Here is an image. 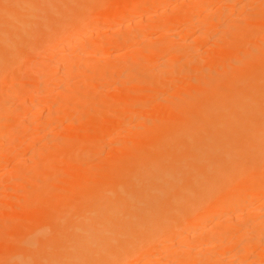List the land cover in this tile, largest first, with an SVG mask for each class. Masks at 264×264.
<instances>
[{
    "label": "bare ground",
    "instance_id": "bare-ground-1",
    "mask_svg": "<svg viewBox=\"0 0 264 264\" xmlns=\"http://www.w3.org/2000/svg\"><path fill=\"white\" fill-rule=\"evenodd\" d=\"M112 1H113L112 7L111 6L108 7L109 6L108 2H110V0H22V2H19V1L15 2L16 7L13 6L14 4L9 2L8 0H7V4L3 1L5 5L9 6L8 8L13 7L15 9L13 11L10 10L8 12L3 10L2 14H0V80L4 79L5 84L12 81L10 78L15 77L16 73H18L17 70L21 68L20 67L21 65L19 64L20 63L23 64L25 61H28V60L31 61L30 59L33 58L34 56L36 58V55L38 54V52L40 51L42 47L48 48V47H45V45L48 42L53 41L52 42V46H53V44L57 43L58 41L62 42L63 40L66 41L72 37L73 38L76 37L75 35H79L81 32L86 30L89 26L90 28L93 27L92 25L95 24L94 22L96 21L100 20L101 22V20L105 18L106 19L111 18L112 20L114 19L116 21L117 20L119 21L125 16H127V14H129L131 11H134V10L139 11L145 8H151L152 6H154L155 3H158L157 1H160V0H112ZM8 2L11 3L12 5L8 4ZM208 2L209 0H202L199 4V7L197 6L198 7L197 9L196 7H194L193 11H189L188 12L189 14L186 13V16L187 14L188 16H193L194 14L199 13L203 9V7L208 5ZM2 4L3 3L0 2V5ZM40 4L44 5V8L42 9V11L41 10L39 11L38 9V7H40L39 6ZM237 5L239 6L240 4H237ZM228 6L226 5V7ZM232 8L234 7L232 6ZM230 10H233V9H230ZM257 12L258 11L253 12V13H257ZM221 15L223 16L222 13L220 14V17ZM255 16H257V19H260L258 18L259 15H253L252 17H255ZM211 22L213 23V21ZM110 23H113V22H110ZM190 23L192 22L190 21ZM249 24L250 26L252 25L251 22ZM188 26H191V25H188ZM260 26L262 27L259 28L260 29L259 31L261 32L262 30V32L261 33L259 32V35H260L259 39H256L257 41L256 40L246 41V42H249V45H246L249 48L245 47L244 50L239 49L240 45L244 43L246 44L244 40H241L243 39V37H239V38H235L236 40H234L233 42L234 44L232 46L234 48L231 46L232 48L230 50L229 48L227 49V47H225V49L227 50L224 49L225 50L224 52L226 53H223V54H229L228 52H231V53L234 52L238 55L237 59H239V61H237V65H240L241 67L239 66L238 68H234L233 66L234 64H233L232 66L231 65L227 66L228 67L226 68L227 70L223 71L222 66L218 65L220 70L217 69V72H220V71L221 72L220 73L216 72L217 74L215 75V72L211 70V72H213L212 75L214 74L213 76L215 78L213 77L214 79H211L210 83L207 86H203L204 88H202L201 91L204 93L201 92V94L200 93L197 94L192 89L196 95L188 94L189 96L187 95L188 97H186L187 100L185 99L186 102L184 101L183 97L182 99L178 95L179 98L182 99L180 101H182L181 102L182 104L184 103L183 105L179 102V99L177 97H176L177 100L172 98L175 102V106H180L182 108H184L183 106H185L186 109H183V110L181 109L182 111L180 112V109L176 107L178 109L176 111L175 107L171 108L174 105L170 103L169 104L171 105V107L169 106L170 109H175L174 111L175 113L170 112L171 117H169L168 114H166L167 109L168 111L170 110L169 108H167V109L161 110V111H164L165 113V114L163 113V116H165L164 118L168 116L167 119H164L162 117L163 118L162 120L161 118L162 115L157 116L161 118V121L159 120V118H157L155 122L154 120L156 118L154 120L152 119L154 122L153 125L156 123L157 124L159 123L160 125L158 124V126H156L158 128L154 126V128H156V131L152 128L153 130L151 131V133L154 134L156 132L157 134V132H159L160 134L154 137L155 134L152 136L151 133L150 134L148 133L149 135L148 137L150 138L146 136L144 141L138 140V141H142L143 144L141 142L139 143L136 141L137 143L141 145L139 146L138 150L135 149L136 148L135 146H133L134 151L132 152L134 155L137 151L139 153L140 148L143 147L142 151L140 150L141 156L139 157V159L136 158V160H133L130 163L126 161V163L124 162L125 163L124 165L121 164L122 161L119 162L117 160L120 163V167H117L114 164L116 166L115 168L117 169L114 168L116 171L115 172L113 171L112 174L110 173V175L108 176H106L105 174L107 178L104 177V172L107 170L106 168H105L106 169L105 171L101 172L103 175H101L100 172H97V173H100V175L98 176V174L94 172L97 175L96 179H93L94 176L92 175L93 173L92 171H90L92 173H89L88 171V175H85V176L83 175L82 177L80 176L78 180L77 178H73V179H76V181L79 182L80 184L81 178L84 179L86 176L88 177L91 174L90 178L92 180L89 179L91 181V182L89 181L90 183H87L84 180H82L84 184L85 183L88 184L85 186L83 185L79 186L77 185L78 184L77 182H76L77 184H75L74 183L75 180H73L72 182L71 181L68 182L67 184H70V185L66 184L65 186L64 185L65 181L63 180L64 184H62L61 187L64 189L63 191L64 193L63 192H60V193H63L62 196H64L65 199H66L67 193L69 194L70 197L67 198L66 200L63 199L65 203L63 201L62 206L65 207L67 203L68 205H70L69 199H75L74 200L75 202L73 201L74 203L70 201L73 209H69V210L64 209L65 211L63 212L62 217L59 214L60 217L51 221L50 223H45V224L41 223L40 224L41 226H37L36 223L38 224L39 222L35 220L36 223L28 225V226L26 225L27 226L26 228L23 226L25 230L22 229L23 231L21 232L18 239H16L17 241L15 242V244L12 246L10 245L8 246L10 251L5 252L2 250L3 251L2 252L0 250V264H132L133 263L132 261H134L135 259H142L139 257L145 256L147 258V256L150 255L149 258L150 257L154 258L153 255H155V252L158 254V251L160 252L161 249H165V247L167 249V247H169L170 245H174V244H171L170 242L175 241L178 237H180L182 233L187 235V239L192 238L193 236L196 237L197 235H193V233L199 230V228L203 229L202 231H205L207 224L212 218L214 219V218H219V216L220 217L225 216L227 219V220L225 219V223L229 222L231 223L230 225L232 226V223L241 222L244 225V228H246V226L250 224L251 220L254 219V217L256 218L259 216L258 218H261L262 216L260 217V214L262 212H258L254 215L251 214V212L248 213L247 211H246L247 213H243L241 215L235 214L237 209L241 208V211H242V208H244L245 205H248L247 204L248 202L252 200H257V198L262 197V195L264 194V57H263L264 55L261 54L262 57L260 55L261 58L258 59L257 62L254 61V64L252 63L254 65L252 68L250 66L249 67L246 66V64L250 63L249 60L251 59V57L257 53V51L253 49L255 48L257 43L260 42L262 46L264 45V22ZM212 27L214 28L215 26L212 25ZM193 31H196V29ZM202 31H205V30H202ZM208 31H212L211 28ZM87 33H89V31H87ZM246 33L248 32L246 31ZM144 34H146V32H144ZM202 35H204V38H203L204 42H207L205 40H207L208 38L207 36H209V34L202 33ZM13 36L15 38H13V40L10 39ZM124 37L125 36H123V38ZM121 38H120V41L123 40ZM168 39H172V38H168ZM128 40L131 41L130 39ZM200 41L199 43H201ZM124 42L126 43V45L130 43L127 41H124ZM165 43H167V41H165ZM202 44L204 43H201L199 45H202ZM207 44L209 45V43ZM49 46H51V44ZM232 49H234V51H232ZM216 52H218L219 54L221 53L218 51V49H216ZM51 56L53 55L51 54ZM51 56L49 60H52L53 57ZM69 56L65 57L64 60L66 59V61L67 60L69 61L68 59L70 58ZM208 57L211 58V56H208ZM41 59H44V58H41ZM200 60L202 59L200 58ZM62 62L64 61H61V62L59 61V63L61 64H58V63L56 64L60 65L59 67H61ZM182 63L183 62H181V64ZM52 66H50L51 69H52ZM54 66H57V65H54ZM173 66H175V64ZM206 66L207 68L209 67V65H206ZM210 69L211 68L209 67V70ZM212 69L215 70L216 68H212ZM165 70L166 69H164L163 71ZM19 72L21 73L20 69H19ZM176 72L179 73L177 70ZM163 73L165 74L166 72H163ZM168 73H167V76H168ZM179 74L182 75V73H179ZM199 75H202V74L200 73ZM203 75L205 76V74ZM207 76H210V75H207ZM183 77L185 78V76ZM197 77L199 76L197 75ZM36 80L38 81V79ZM159 81L160 80L157 78H151L150 83L151 85H154V83H156L155 86L157 87V82ZM168 81L167 83L169 84L170 81L169 82ZM34 84L36 83L34 82ZM4 85L1 86V89L3 91H5L4 87L7 84L5 86ZM158 85L161 86V84L159 83ZM96 87L98 86L96 85ZM161 88L162 87H160V89ZM164 88L167 89L166 87ZM173 88H175V85L173 86ZM190 88H193V87H190ZM1 89H0V92L2 93L3 91H1ZM183 90L186 91L185 88ZM196 91H200V90H196ZM168 92L167 94H169ZM177 93H180V92L178 91ZM131 94L133 93L131 92ZM154 94H157V93H154ZM161 95H162V92H161ZM132 96H134V94ZM39 99H42V97ZM42 100H44V97ZM126 100L128 102L127 104L124 105V110H127L128 114L131 113L130 111H132V113L136 111V108L144 109L145 107L146 102L145 103H141V102H144L146 98L143 99L142 97L141 100L138 99L139 104L137 103L138 101L136 102L134 100L130 101V99L129 100L126 99ZM5 101L8 102L7 100ZM32 101L33 102L31 103L35 104L34 100ZM178 102L180 105L176 104ZM6 105L8 104L6 103ZM21 105L23 107H26L25 103ZM32 108L30 107V109ZM35 108H38V107L34 106L33 109ZM188 108L190 109L189 111H188ZM183 112L190 113L191 117L188 114H187L188 116L181 114ZM120 113L119 114L121 115V117H123L122 111H120ZM176 113L177 114L179 113L180 116H183V117L185 116V118L189 117L190 118L189 123L183 126L169 125V123L173 124L172 121L174 122V120L177 124H179L177 121H180V120L175 119L176 117H179V114L176 116ZM119 114L118 116L120 117ZM118 116L116 115L117 119H118ZM180 118L184 120L182 117ZM111 123L112 122H110V124ZM140 123H143V122H140ZM113 124L114 123H112L111 125L114 126ZM153 125L151 126L153 127ZM151 126L149 127L150 129H151ZM159 126H162V127L159 128ZM166 126H168V128ZM163 127L165 128L164 130L162 129ZM114 128H117V127H114ZM148 130L149 129L145 131H148ZM86 135L84 134V136ZM76 136H79V135L76 134ZM151 136L154 138H151ZM92 137H96V136H92ZM141 137L143 138V136ZM75 139H77V137H75ZM148 139L151 142L149 141L148 143ZM66 140H69V139H66ZM87 140H90V139L87 138ZM93 141H95V139ZM96 141H97V138H96ZM145 141L147 143H144ZM82 142L85 143L86 140ZM90 142H92V140ZM97 146H100V145H97ZM83 150L81 151L80 148L78 147L75 150L76 156L75 155L74 156L77 157L78 155L79 156L83 155L81 153L82 152L84 153L86 149L84 151ZM126 151L129 152L128 150ZM6 156H7L6 154L0 153V161H4ZM44 159L46 158L44 157L40 160L44 161ZM107 160L108 158L106 159V161ZM105 167H110V166L106 165ZM53 168L55 169V167ZM91 168L93 169V167ZM44 169L45 168H43L42 170ZM48 169H47V172H48ZM108 172H110L109 168H108L107 173ZM75 173H76V170H75ZM67 174H70V173H67ZM113 174H116V175L114 176ZM22 175H23V172H22ZM71 175L72 174H70L69 176L71 177ZM100 176H102L103 178L101 179ZM82 181H81V184H82ZM57 182L60 183V180L59 181L57 180ZM63 186L65 187L71 186V187H67L66 189ZM74 186L76 188L78 187L80 190L72 189L74 188ZM41 189L43 190L42 187ZM72 190L74 192H72ZM81 190H84V192ZM77 193H79V195L82 193L83 195L81 194L82 196L79 197ZM44 194L41 193L42 196H44ZM74 196L75 198H73ZM55 197H54V200L56 201ZM250 203L252 204V202ZM75 204H77L76 208L73 207ZM244 209H243V212H245ZM33 217L35 216H32V217L28 216L26 219L22 218L23 220H20V222L22 221L21 223H23V225L24 223L27 224V221L29 219H33ZM21 223L18 224L20 228L22 227ZM230 225L228 227H223L224 225H221L222 227L219 228L218 230V234H217L218 236L216 237L217 239L214 238L211 241L209 239V241L206 240V242H204L202 245L200 244L198 246V247L202 246V248L200 247L201 248L200 251L197 250V246L196 248L192 247L191 245L190 247L189 246L187 247L186 244L182 246L180 245L181 247L180 250H182L183 253L185 252V254L196 253L200 255L202 253H212V252L215 253L214 250L217 249L216 247L225 244L226 242H228V240L233 235L238 233L237 231L238 227L234 229L232 228L233 226L230 227ZM257 226L258 225L256 223V226L254 225L252 227L255 228ZM16 227H13V228H16ZM16 229L21 231V229L19 228H16ZM211 230L215 231V229H211ZM241 231L243 232V230ZM260 231L261 230L259 231L258 230L251 231V229L246 230L245 232H243V236L244 235L248 236V234H251L252 237H255V240H256L257 236H260L262 233L264 235V230L261 231V234L259 233ZM15 233H18V232H15ZM210 234L211 235L213 234V237H215V233H212L210 231ZM258 239H261V238H258ZM261 243H264V240H261ZM3 244L4 246H6L4 242ZM239 245H241V243ZM5 249L7 251V248ZM237 249H236V251H238L237 255L240 254L241 257L244 256L246 258L248 249L247 250L245 248L243 249L240 248L239 250ZM223 255L221 256L215 255L212 257L211 256L209 257L208 255V257L206 256L203 259L200 258V260L202 259L201 261L198 260L197 258H195L196 260L193 261L191 260L193 257L191 259L189 258L191 256L189 257L180 256L175 259L174 264H211V263H214V260L217 262L214 264H241L233 259H228L226 256H223ZM259 258L261 260H264V248L261 251ZM158 259L157 261H160Z\"/></svg>",
    "mask_w": 264,
    "mask_h": 264
},
{
    "label": "rangeland",
    "instance_id": "rangeland-1",
    "mask_svg": "<svg viewBox=\"0 0 264 264\" xmlns=\"http://www.w3.org/2000/svg\"><path fill=\"white\" fill-rule=\"evenodd\" d=\"M3 1L7 4V0L6 1L0 0V2L4 4ZM8 1L13 3L14 4L13 6L15 7H16V4H15L16 1L22 2V0L21 1L20 0H12V1L8 0ZM160 1H157L158 3H155L154 6H152L151 8H145L139 11L137 10L131 11L129 14H127V16L122 18L123 20L122 19L119 21L117 20L118 22L114 19L112 20L111 18H107V19L105 18L103 19L104 21L101 20V22L100 20L96 21L94 22L95 24L92 25L93 27L90 28L89 26L86 30L81 32L79 35H75L76 37L70 38L72 40L67 38L68 40L66 41L63 40L62 42L58 41L59 43L58 42L54 43L53 46H52L53 41L48 42L45 45V47H48V48L42 47L39 51L40 53L38 52V54L36 55V58L34 56L33 58L30 59L31 61L28 60V61H25L23 64L22 63L19 64L21 65L20 67L22 69L19 68L21 73L19 72V69L17 70L18 73H16L15 75L16 78L15 77L10 78L12 81L8 82L10 80L9 79L7 81L8 83H6L7 85L5 84L4 79L0 80V89H1V86H3L4 84L6 85V86L4 85L5 86L4 90L6 92L3 91L2 89L1 91L3 92L2 93L0 92L2 94V95L0 94V98L2 100V101L0 100L1 101L0 103V110H1L0 111V151L1 152L0 153L7 155L4 161H0V223H1L0 224V250L1 251L2 250L5 252L10 251L8 246L9 245L12 246L15 244V242L17 241L16 239H18L21 232L25 230V228L28 225L34 224L36 223V221L39 222L38 224L36 223L37 226H41L40 225L41 223L43 224L50 223L51 221L59 218L60 216L62 217V214L65 210L73 209L71 202L74 203L75 199H69L71 201V202L69 201L70 205H68L67 203L69 208L66 204H65L66 205L65 207L62 206V203L64 201L63 199H65V197L62 196V194L64 193L63 192L64 189L61 187V185L64 184L63 180L65 181V184H64L65 186L68 182L70 181L72 182L73 180H75L74 181L75 184L78 183L77 185L79 186L81 185L85 186L88 184L86 183L84 184L82 180H84L87 183H90L91 181L89 179H91L90 178L91 174L88 177L86 176L84 179L81 178L80 184L79 182L76 181V179H73V178H77L78 180L80 176L82 177L83 175L84 176L88 175V171H89V173L93 172L92 173V175L94 176L93 179H96L97 178L96 174H98L99 176L101 172L107 169L104 172V177H106L110 175V173L112 174L113 171L114 172L116 171L115 170L117 169L115 168L116 166L120 167L119 162L122 161L121 164L124 165L126 161L130 163L131 161L136 160V158L139 159V157L141 156V151L143 147L140 148L141 151L139 150V153L138 151L136 153L134 152L135 153L134 155L132 152L134 151L133 146H135L136 147L135 149L138 150L139 146L141 145L139 143L140 142L142 143V141L145 140L146 136L147 137L149 136L148 133L150 134L153 129L156 131V128H158L156 126H158L159 123L158 124L156 123L154 125L153 123L157 120V118H159L157 116L162 115L161 118L165 117L163 116L164 111H161V110H164L167 108L170 109L171 105L169 104L172 103V105L174 106H172L171 108L175 107L176 111L180 109V112H181L183 109H186V107L183 106L184 108H182L180 106H175V102L172 98H174L175 100H177L178 98L179 102L181 103L182 101L180 100L184 98V101L186 102L187 100L186 97H188L191 94L194 95L195 92L197 94L199 93L201 94L202 92L201 89L204 88L203 86H207L210 83L211 79L215 78L213 76L214 74L212 75L213 72H211V70L215 72V75L221 72V71L217 72V69H219V66H222L223 71L227 70L226 69L228 68L227 66H230V65L232 66L233 64H234L233 65L234 68H238L240 66V65H237V61H239V59H237L238 55L234 52H232L234 54H232L231 52H228L229 54H223V53H226L224 51L227 50L228 48L230 50L233 47L232 45L234 44L233 43L234 40H236L235 38L243 37V39L241 40H244L245 42L250 41V40L259 39V36H260L259 28L262 27L260 25L263 24L264 22V0H209L208 5L203 7V9L199 13L194 14L193 16H188L189 14L188 12L193 11L194 7H196L197 9L202 0H194V1L193 0H160ZM9 2L8 4L12 5ZM3 4L0 5V8L2 9V10L0 9V14H2L3 10L8 12L10 10L13 11L15 9L13 7L8 8L9 7L8 5H5V4L3 5ZM43 4L39 5L40 6L38 7L39 11L40 10L42 11V9L44 8ZM237 4H240V5L238 6ZM108 5H109L108 7L110 6L112 7L113 1L110 0V2H108ZM226 5L227 6L229 5V6L226 7ZM232 6L234 8H232ZM230 9H233V10H230ZM256 11L258 12L253 13ZM186 13H188L187 16H186ZM221 13L224 16L223 17L221 15V17L223 18L220 17ZM251 15L252 16L259 15L258 18L260 19H257V16L252 17ZM190 21L192 23H190ZM211 21H213V23ZM110 22H113V23H110ZM250 22L252 24L251 26L249 24ZM216 24L218 27L216 26ZM188 25H191V26H188ZM212 25H214L215 27L213 28ZM209 26L213 32L208 31L210 29ZM195 29L196 31H193ZM202 30H205V31H202ZM87 31H89V33H87ZM246 31L248 33H246ZM144 32H146V34H144ZM202 33L209 34V36H207L208 37L207 40H205L207 42H204V39H203L204 35H202ZM123 36H125L124 38L126 40L123 38ZM13 38L15 37L13 36L10 39L13 40ZM120 38L123 40L120 41ZM127 38L130 39L131 41H129ZM168 38H172V39H168ZM124 41L130 42V43L126 45ZM165 41H167V43H165ZM199 41L204 44L199 45L201 44L199 43ZM227 41L228 42L230 41V42L228 43ZM207 43H209V45ZM50 44L51 46H49ZM244 44L240 45L239 49L244 50L245 47L249 48L246 46V45H249V42H246L245 45ZM257 45L255 46V48H253L254 50L257 51V53L254 56H252L253 58L251 57V59L249 60L251 64L250 63H248L249 65L246 64V66L248 67L250 66L252 68L254 66L253 65L254 61L257 62L258 59H260L262 55H264L263 53L264 45L262 46L260 42L257 43ZM225 47H227V49H225ZM216 49H218V51L221 53L219 54L218 52H216ZM232 51H234V49H232ZM51 54L53 56H51ZM50 56L53 57L52 60H49ZM68 56L70 57L68 58L69 61L68 60L66 61V59L64 60V58ZM208 56H211V58H209ZM41 58H44V59H41ZM200 58L202 60H200ZM59 61L60 62L64 61L62 62L61 67H59L60 65H58V64H61L59 63ZM181 62L183 63L181 64ZM173 63L175 64V66H173L174 65ZM54 65H57L59 68ZM206 65H209L211 69L209 70V67L207 68ZM50 66H52V69L50 68ZM176 68H178L179 70ZM212 68H216V69L213 70ZM164 69L166 70L163 71ZM176 70L179 73H182V75L185 76V78L181 74L177 73ZM163 72H166V73L164 74ZM167 73H168V76H167ZM200 73L202 75H199ZM203 74H205V76ZM197 75L199 77H197ZM207 75H210V76H207ZM35 78L38 79V81ZM151 78H157L160 80L159 82H157V87L155 86L156 83H154V85H151L150 83ZM167 81L169 82V84L167 83ZM34 82L36 84H34ZM158 83L161 84V86L158 85ZM193 83L194 84L196 83V84L194 85ZM96 85L98 87H96ZM174 85H175V88H173ZM160 87L162 88L160 89ZM164 87H166L168 90L165 89ZM190 87H193V88H190ZM184 88L186 89V91L183 90ZM173 90L175 91V93ZM196 90H200V91H196ZM178 91L180 93H177ZM131 92L134 94L135 97L132 96L133 94H131ZM161 92H162V95H161ZM167 92L169 94H167ZM154 93H157V94H154ZM178 95L181 98L182 97L183 98L182 99L179 98ZM41 97L42 99L44 97V100L39 99ZM142 97L143 99L146 98L144 102H141V103L146 102L144 109L136 108V111H134L133 113L132 111H130L131 112L130 114L127 113V110H124V105L127 104L128 102L126 99L128 100L130 99V101L134 100L135 102L138 101L137 103L139 104V100H141ZM4 98L8 102H6ZM31 99L34 100V103L36 105L31 103L33 102ZM179 102L176 104L178 105ZM6 103L9 106L6 105ZM23 103H25L26 107H23L21 105ZM32 106L33 108L34 106L38 108L33 109ZM30 107L32 109H30ZM176 107H178V109ZM175 109H170L169 111L168 109L167 111L165 110L166 114H168V116L171 117L170 112H174ZM189 110L190 109L188 108V111ZM120 111H122L123 117H121ZM117 112L118 114L120 113L119 114L120 117L118 116ZM178 114L176 113V116ZM181 114H184V115L188 114L191 117L190 113L188 112H185V113L183 112ZM102 115L104 118L102 117ZM116 115L118 116V119ZM168 116L164 119H167ZM180 117H182L184 120H182ZM161 118H159L160 121H161ZM152 119L153 120L155 119L154 122ZM175 119L180 120V121L176 120L179 124H177L175 120L173 119L174 120V122L172 121L173 124L169 123V125L171 126L187 125L189 123L190 118L189 117L185 118V116L183 117V116H180L179 114V117H176ZM110 122L114 123L113 124L114 126H112L111 125L112 123L110 124ZM124 122L126 125L124 124ZM140 122H143V123H140ZM150 124L153 125V127ZM148 125L151 126V129L149 128L150 126ZM154 126L156 128H154ZM168 126L166 127L168 128ZM114 127H117V128H114ZM160 127L162 126H159V128ZM147 129L149 130L145 131ZM162 129L164 130L165 128L163 127ZM82 131L84 132L85 135L86 134L87 135L84 136ZM76 134H78L79 136H76ZM154 134H152V136L154 135V137H156V135H159L160 133L157 132L156 134L155 132ZM92 136H96V137H92ZM141 136H143L144 139ZM152 136L151 138H154ZM75 137L79 139L77 140L75 139ZM87 138H89L90 140H87ZM96 138H97V141H96ZM66 139H69V140H66ZM94 139L95 141H93ZM85 140H86L85 143L82 142ZM91 140L94 143L90 142ZM138 140H142V141H138ZM136 141L139 143H137ZM146 141L144 143H147ZM149 141L150 140L148 139V143ZM15 144L17 147L15 146ZM68 145L72 148H70ZM97 145H100V146H97ZM82 146L84 150L85 149L86 150L88 149V150L84 151ZM78 147L80 148L81 151L82 150L84 151V153L83 152L81 153L83 155H80V156L78 155L79 158L78 156L75 157L76 156L75 150ZM126 150H128L129 152H127ZM43 156L46 158L44 159V161L40 160L44 158ZM107 158L108 160L106 161ZM1 165L2 166L4 165V166L2 167ZM106 165L110 167H105ZM51 167L52 168L55 167V169L54 168L52 169ZM91 167H93V169ZM43 168L45 169L42 170ZM108 168L110 172L107 173ZM47 169H48V172H47ZM74 169L76 170V173ZM22 172H23V175H22ZM97 172H100V173H97ZM67 173L72 174L71 177L69 176L70 174H67ZM101 175L103 174L101 173ZM113 175L115 176L116 174H113ZM100 178L102 179L103 177L100 176ZM57 180L58 181L60 180V183L57 182ZM81 181H82V184H81ZM54 184L57 186H55ZM47 185L51 186L52 188ZM67 185H70V184H67ZM41 187L43 188V190L41 189ZM67 187H71V186H67ZM67 187L65 188L67 189ZM72 189L80 190L78 187L76 188L75 186ZM81 191L84 192V190H81ZM60 192H63V193H60ZM72 192L74 191L72 190ZM41 193L42 194L45 193L44 196H42ZM54 193L55 194L57 193V194L55 195ZM77 194L79 195V193ZM81 194L79 195V197L83 195ZM67 196H66V199L70 197L68 193H67ZM75 196L73 198H75ZM54 197L56 198V201L54 200ZM48 198L51 200H49ZM250 202H252V204ZM250 202L247 203L248 205H245L244 207L245 209L242 208V211H241V208H239L240 210L237 209L235 213L236 215H241L243 213L251 212V214L254 215L258 212H262L260 214V217L261 216L262 217L261 218H258L259 216L256 218L254 217L255 220L254 219L251 220L250 224H248V226L250 227L246 226L247 229L244 228V225L241 222L232 223L233 227L230 225L231 223L229 222H226L227 223L226 224L225 216L223 217L221 216L222 218L220 216L219 218H214V219L212 218L207 224L205 231H202L203 229L199 228V230L193 233V235H197L196 237L193 236L192 238L187 239V235L182 233L183 235L181 234L180 237H178L175 241L170 242L171 244H174V245H170L169 247H167V249L165 247V249H161L160 252L158 251L159 255L155 252L156 256L153 255L154 258H151V257L149 258L150 255L147 256V258L145 256L139 257L142 259H135L134 261H132L133 262L132 264H137V263L138 264H174L175 259L180 256H185V257L191 256L189 258L191 259L193 257L191 260L195 261L196 260L195 258L200 260V258L203 259L206 256L208 257V255L209 257L210 256L212 257L215 255L221 256L223 254H224L223 256H226L228 259H233L241 264H264V260H261L259 258L260 253L264 248V243H261V240H264L263 239L264 235L263 233L261 234V231L264 230V212H263L264 211V194L262 195V197L257 198V200H252ZM73 207L76 208L77 204H75ZM243 209L245 210V212H243ZM28 216H31V217L35 216V217H33V219H29L28 221L25 220L27 221V224L24 223L23 225V223H21L22 221L20 222V220H23L22 218L26 219ZM2 219L5 221H3ZM19 223L22 224L21 228L18 225ZM218 223L221 225H224L223 227H228L230 225V227L234 229L238 227V229L240 230L237 229L238 233L233 235L228 240V242H226L225 244L221 246L216 247L217 249L214 250L215 253L213 252L212 253H202L200 255L196 253L185 254V252L183 253V251L180 250L181 248L180 245L182 246L186 244L187 247L188 246L190 247L191 245L192 247L196 248L197 246V250L200 251L202 248V246H200L201 248L198 247L200 244L202 245L204 242H206V240L209 241V239L210 241L214 238L217 239L216 237L218 236L217 235L218 230L219 228L222 227ZM256 223L258 226L255 228L252 227L254 225L256 226ZM23 226L25 228H23ZM13 227L19 228L21 229V231ZM211 229H215V231H212ZM250 229L251 231L261 230L259 233L261 234L260 236L262 237L257 236L258 238H261V239H258L256 237V240H255V237H252L251 234H248V236H245V235L243 236V232H245L246 230H250ZM209 230L212 233H215V237H213V234L212 235L210 234ZM241 230H243V232ZM15 232H18V233H15ZM3 242L6 244V246H4ZM240 243L241 245H239ZM5 248H7V251ZM240 248L241 249L245 248L246 250L248 249L246 258L243 255H242L243 257H241L240 254L237 255L238 251H236V249L239 250ZM157 259L160 261H157ZM214 263H217V262L214 260ZM214 263H211V264H214Z\"/></svg>",
    "mask_w": 264,
    "mask_h": 264
}]
</instances>
